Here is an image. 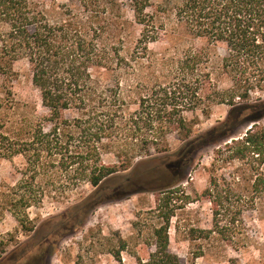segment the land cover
<instances>
[{"label":"trees","instance_id":"1","mask_svg":"<svg viewBox=\"0 0 264 264\" xmlns=\"http://www.w3.org/2000/svg\"><path fill=\"white\" fill-rule=\"evenodd\" d=\"M78 1V8L63 4L50 16L40 1L0 0V24L5 26L0 31V75L8 78L14 62L26 59L47 110L38 115L34 108V115L31 106L20 105L11 86L3 84L0 158L21 155L24 165L21 178L0 190V219L8 212L30 234L36 228L28 212L32 206L43 204L46 198L69 201L84 184L97 190L118 173L132 169L139 173L141 164L159 160L155 181L161 188L155 190L164 192L156 208L160 222L144 241L154 249L143 258L129 248L127 240L119 238L110 252L118 264H124V251L136 264H198L195 259L204 255L203 248L194 251L193 261H184L170 247L173 214L165 203L174 191L170 190L181 181L184 168L181 162L167 164L168 137L177 134L183 141H191L195 123L186 114L201 109L209 116L212 104H227L232 111L256 106L259 115L264 114V100L250 104L254 92H264V0ZM127 9L133 13L132 22L141 28L133 46L126 45L114 26L116 16ZM169 27H181L209 44L222 45L225 53L219 67L230 85L221 87L213 81L207 47L189 46L163 62L158 69L163 79L139 78L147 73L150 43ZM126 78L133 84L124 85ZM234 119L230 115L228 121L199 134L191 141L193 150L227 137ZM225 151L232 159L249 161L256 175L252 192L264 194V127L255 123L243 137L232 139L216 153ZM105 155L114 156L115 161L107 162ZM138 177L128 175L116 190H143L148 181ZM202 195L212 204L213 226L199 229L194 238L214 234L223 243L236 242L227 218L235 219L240 211L228 201L224 183L212 176ZM108 196L94 191L76 205V211L98 205ZM10 239L0 236V259ZM50 253L36 250L16 264H48Z\"/></svg>","mask_w":264,"mask_h":264},{"label":"rangeland","instance_id":"2","mask_svg":"<svg viewBox=\"0 0 264 264\" xmlns=\"http://www.w3.org/2000/svg\"><path fill=\"white\" fill-rule=\"evenodd\" d=\"M35 1L42 2L50 16H54L63 4L73 8L79 6L78 0ZM132 20L130 9L114 20V26L121 31L128 46L136 43L141 31L140 26ZM4 29L5 26L0 24V31ZM189 46L207 47L213 81L221 87L230 85V80L219 67L225 53L222 45L209 44L204 39L191 36L181 27H169L157 41L150 43V52L145 58L147 73L139 78L152 75L150 78L163 79L158 70L163 62L177 57ZM8 78L0 75V90L3 84L8 83L20 105L28 103L34 115V108L38 115L47 112L42 106L40 91L32 82V72L26 59L14 62L13 73ZM123 83L133 84L127 78ZM261 100H264V92H254L250 104H259ZM232 110L227 104H212L209 116L204 115L201 109L186 114L195 123L191 141L199 134L228 121L230 115L235 118V124L229 126V135L217 142L193 150L191 141H183L177 134L168 137L171 151L164 157L168 160L167 164L181 162L184 168L180 173L181 181L175 189H169L174 191L165 203L167 211L173 214L169 228L170 247L184 261H193L194 251L201 247L204 255L195 259L198 264H230V260H234L235 264H264V194L252 192L255 171L250 169L248 160L245 162L228 157L229 151L219 155L216 153L217 149L225 148L232 139L243 137L255 123L264 127V114L259 115L256 106L241 111ZM254 116H259V119L251 121ZM181 148L184 152L176 154ZM188 151L193 154L190 155ZM104 158L107 162L115 161L112 155H105ZM158 163L159 160H149L139 166V173H134L133 169L118 173L117 177L108 179L97 190L90 184H84L71 194L69 201L57 202L46 198L43 204L28 210L36 225L30 234L24 233L13 216L6 212L0 219V236H9L11 239L0 264H16L36 250L51 252L48 264H118L110 250L118 245L119 238L127 240L129 248L141 257H148L154 247L144 241L151 236L153 226L160 222L156 208L159 198L164 195L162 190H155L161 188V183L155 181L160 169ZM23 165L24 158L21 155L0 158V190L14 185L21 178ZM262 171L264 173V166ZM128 175H135V178L139 175L138 178L148 181L143 185V190L132 192L128 188H119L117 191ZM214 175L220 178L228 190V201L235 205V209L239 207L240 212L235 219L227 218V222L230 221L229 232L235 236L236 242L223 243L216 236L214 238V234L207 239L194 238L200 234L199 229L213 226L212 204L202 194ZM114 189L115 195L109 197V192ZM94 191L98 196L108 197L98 205H87L84 210L76 211V205H80ZM123 257L124 264H136L135 258L128 252L124 251Z\"/></svg>","mask_w":264,"mask_h":264}]
</instances>
